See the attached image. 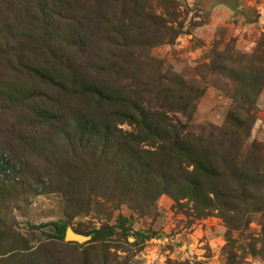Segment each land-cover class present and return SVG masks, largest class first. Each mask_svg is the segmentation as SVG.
Masks as SVG:
<instances>
[{
  "label": "rangeland",
  "instance_id": "rangeland-1",
  "mask_svg": "<svg viewBox=\"0 0 264 264\" xmlns=\"http://www.w3.org/2000/svg\"><path fill=\"white\" fill-rule=\"evenodd\" d=\"M120 1L0 0V264H264V0H125L122 12ZM132 101L185 136L194 161L214 153L220 183L231 172L247 185L237 212L196 218L176 187L131 191L135 175L131 200L116 199L110 173L127 161L150 170L157 159L143 150L157 146L128 155L123 144L112 168L92 171L90 154L120 144L82 138L77 124L133 131L116 122ZM146 168L137 186L152 180ZM51 222L83 241L57 242Z\"/></svg>",
  "mask_w": 264,
  "mask_h": 264
},
{
  "label": "trees",
  "instance_id": "trees-1",
  "mask_svg": "<svg viewBox=\"0 0 264 264\" xmlns=\"http://www.w3.org/2000/svg\"><path fill=\"white\" fill-rule=\"evenodd\" d=\"M124 2L125 0H123V2L120 1V12L126 10ZM148 26L151 29V32H153L151 35V44H153L158 40L157 37L160 36V28L165 31L164 26L160 24V22L150 24ZM165 29L166 31L170 30L172 33L171 28L165 27ZM142 30L145 31V28H142ZM159 38H161L159 40H163L165 37ZM168 38H170V36ZM101 97V100H104L103 94ZM108 101L110 107H121V103L123 104V100L120 102V100L116 97L109 98ZM239 103H241V100L238 101V104ZM131 104L134 108V112L132 114L122 115V117L118 118L119 120H116V122H127V124L132 127L133 131L115 135L113 134V129L110 127L108 122L104 124L100 123L101 121L99 120V122H96L88 119L77 124V131L81 134L82 138H89V133H94L95 131L96 134L99 133L97 136L101 138V143H104V145H107L110 142L113 144H120L119 147L114 148L111 151L100 147L97 150L98 155L90 154L88 157V164L89 169L92 171L95 167L99 165L101 166L103 164L102 162L105 161L107 163L106 168H112L113 160L111 162V159L116 153H120L122 151L121 146L123 144L126 149L128 148V155L133 154L135 152V146L141 142H150L152 146H157L155 152L143 150L144 153L148 152V154L157 159V165L154 161L153 163L150 162V170H148L144 165L141 166V162L131 163L130 161H127L129 165L125 163L124 166L121 165V167L117 168V172L110 173L111 177L107 178L104 183L107 184V187H109L113 195L116 196V199H120V201L123 199L131 200V192L129 193V190L127 191L123 188H125L126 182H128V175H135V179L131 176V191L134 189H141L140 192L151 195L154 198L162 192L169 193L171 186L176 187L178 193L169 194L176 201L184 198H186L188 201H191L193 204L192 207L195 211L194 217L196 218L206 216L211 212L212 209L216 208L222 213H226L228 215L232 214L233 212H237L238 209L234 207L245 201V197L248 194L247 185L241 184L242 181L235 180V177H233L231 172H229L228 178L224 179L222 183H220L218 172L213 164L214 161L212 159V155L214 153H212L208 159L194 161L188 155V151L185 146L188 139H186L185 136H180L179 133L176 132L177 130L171 131L168 128L166 129L157 127L154 124L155 119L153 117V113H148L145 110L142 111L136 107V103L134 101H132ZM114 115L116 116L119 114L116 113ZM135 129H137L136 132H134ZM85 148H87V146H85ZM89 150L93 149L89 148ZM190 159L193 160L195 166V170L192 172V174L186 173L184 168L181 167L182 162ZM162 163L164 165L169 164L167 171H160L159 167L162 166ZM229 164L231 165V162ZM6 165L7 159H5V157L3 158V155H0V168L6 169ZM130 166H134L132 168L131 174L129 172ZM143 168H146L149 175H152V180L148 179L146 180V184L137 186L136 183H141L140 178ZM160 173L163 174L165 179L163 177L159 178ZM219 184H221V186ZM225 220L229 223L228 218H225ZM51 224L56 231L55 239L57 238V242H62L64 240V234L66 230L65 225L58 222H51ZM112 229V227H108L107 229H94L91 233L94 237H102L108 233H111ZM69 244H72V242Z\"/></svg>",
  "mask_w": 264,
  "mask_h": 264
},
{
  "label": "water",
  "instance_id": "water-1",
  "mask_svg": "<svg viewBox=\"0 0 264 264\" xmlns=\"http://www.w3.org/2000/svg\"><path fill=\"white\" fill-rule=\"evenodd\" d=\"M64 241L67 242H82L83 236L73 232L70 228H66L65 234H64Z\"/></svg>",
  "mask_w": 264,
  "mask_h": 264
}]
</instances>
